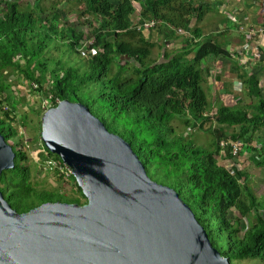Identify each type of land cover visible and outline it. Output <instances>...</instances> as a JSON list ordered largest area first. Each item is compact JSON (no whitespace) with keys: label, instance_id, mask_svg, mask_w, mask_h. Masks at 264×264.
I'll list each match as a JSON object with an SVG mask.
<instances>
[{"label":"trees","instance_id":"16d2710c","mask_svg":"<svg viewBox=\"0 0 264 264\" xmlns=\"http://www.w3.org/2000/svg\"><path fill=\"white\" fill-rule=\"evenodd\" d=\"M38 2L25 8L10 0L0 8V98L11 88L8 77L16 73L52 108L63 101L83 104L109 133L131 146L152 181L179 194L229 264H264V202L248 185V175L231 164L235 158L230 148L220 147L221 142L241 143L253 151V163L264 167V139L258 140V150L252 145L257 134L264 137V93L259 75L241 72L226 46L203 34L199 23L211 13L210 5L203 0H83V15L97 22L86 46L82 32L58 11L46 13ZM134 3L140 7L136 25ZM146 22L157 25L163 46L182 39L181 49L164 54L163 62L152 61L154 44L138 30ZM218 59L232 65L249 103L229 107L209 101L202 66ZM214 105L216 112L210 115ZM1 113L0 134L16 155L15 168L0 178V190L11 208L21 214L46 203L82 205L35 189L22 143H9L14 131L11 111ZM23 120L26 123L27 116ZM206 124L213 138L210 148L181 135L183 128L201 130ZM221 150L224 166L219 164ZM225 165H232V171ZM71 181L85 199L73 177Z\"/></svg>","mask_w":264,"mask_h":264},{"label":"water","instance_id":"95a60500","mask_svg":"<svg viewBox=\"0 0 264 264\" xmlns=\"http://www.w3.org/2000/svg\"><path fill=\"white\" fill-rule=\"evenodd\" d=\"M40 138L71 169L86 204L20 214L0 190V264H229L179 194L152 181L131 146L83 104L47 110ZM15 158L0 134V178Z\"/></svg>","mask_w":264,"mask_h":264},{"label":"rangeland","instance_id":"374dc122","mask_svg":"<svg viewBox=\"0 0 264 264\" xmlns=\"http://www.w3.org/2000/svg\"><path fill=\"white\" fill-rule=\"evenodd\" d=\"M7 1L10 0H0V8L3 7L2 5L3 2L5 3ZM16 1H19L20 5L25 8L26 6L32 8L34 7L35 2L39 1L38 3L40 7L44 9L46 13H48L50 9H54L58 11L60 15L66 18V21L70 25L72 24L74 27H76V30L78 32H82V34L87 37L86 46L90 45L92 31L97 27V22L95 21L94 18L83 15V9H84L83 0L81 1L79 0H16ZM139 1H143V0H139ZM195 1L199 2V0H195ZM203 1L205 4L210 5V8L213 9L214 7L213 10L214 14L216 15L218 14L217 16L220 17L221 19L223 15L219 14L220 11L219 9L216 10V8L219 7L217 3L221 2L223 4L220 7H225L224 6L226 4L225 0H203ZM133 6L135 9V15L132 17V22L133 25H136V23L139 21L140 7L138 3H134ZM210 15L211 14L206 16L204 15V17L202 18L199 24L200 25L203 24V22H205V20L209 18ZM227 18L229 22L237 24L236 17H234L233 15L227 13ZM213 21L214 20H206V26L213 24ZM192 25H195L194 20H192ZM223 31L224 30L221 29L220 27L214 28V26H209L205 30V32L212 34L218 39L222 38V35L224 36L226 34L223 33ZM140 32H143L142 34L145 36V38H147L154 44V48L152 49V55H151V60L154 62H163L164 54L174 55L176 51L180 50L182 47V44L180 43L182 42V39H178L176 41H170L167 43L166 46H163L164 40L158 34L157 25L149 31H147V29H141ZM234 34L236 36L235 38H237V40L239 41L241 35L237 33ZM85 50L86 48H82L80 51L83 53L85 52ZM263 54H261L260 63L254 64L257 67H259L263 62V58H264ZM53 55L57 56L56 53H53ZM117 62L120 65H125L124 60L121 61L120 59H117L116 63ZM131 64L132 62L129 63V65ZM220 66H221L220 64L217 65V68L213 66L212 71L211 69H208L206 72H204L205 76L203 77L204 80L202 85L204 90L208 91L209 101L212 103V101L216 100L218 101L217 103L229 107L232 106L236 107L237 104L244 105L246 103H249V100L246 99L243 96V93L241 92L242 88L240 87L241 90L240 88L238 89L237 85L236 88L240 91L234 89L235 87L233 88V84L231 83L230 86L224 85L225 87H228L229 90L228 93L220 94V92L217 91L218 86L220 87L221 85V83H218V81L219 82L226 81L224 79L221 80V76L223 75V73L220 74L221 71ZM261 66L263 67V64ZM245 72L250 73V70L248 71V69H246ZM258 75L260 76L259 85L261 87L262 92L264 93V68L263 71H261V73H258ZM8 84L11 85V88L4 94V96L0 98V100H2V105H0V110L2 112H5L4 109L7 108L9 112L11 111L10 118H12L13 120L9 122V124L12 126L15 132L12 131V135L10 137L9 143H13V144H16L17 142L22 143V146L24 147L26 154V162L24 164L28 165L32 170V184L34 185L35 189L39 192L42 191L52 192L56 195L64 196L68 200H79V202L82 205L86 204V200L81 198L80 194L77 193L73 181L64 180L61 177L55 175V173L44 174L42 172V167H41L42 163L40 160L44 158L45 154L42 148L43 143L40 138L41 118L47 110L52 108L50 102L47 101V99L44 97L43 94H37L33 92V90L35 89L30 88V86L22 79V77L19 74L16 73L11 74L8 77ZM3 99H6V101ZM14 103L16 104V109L13 112L12 104ZM1 111H0V117H3ZM215 112H216V106L214 105L209 110V114L214 115ZM26 116H27V121L25 123L23 117ZM177 125L178 124H176V122L172 124L173 127H176ZM209 126H210L209 124H206L204 128L201 130L193 129V128L192 129L190 128L191 129L190 130L183 128L180 130V132L181 135L187 136V138L191 139L197 145L207 149L210 148L213 141V138L211 136L212 133H210L211 127L209 128ZM5 129L8 130L7 127ZM257 136L258 138L254 140L255 142L253 141L252 144L254 145V148L256 150H258L261 144V142H258V140L264 139V137L261 134H257ZM246 147L247 146H243L240 156L235 158V162L233 161L231 164L237 170L244 171L248 175V185L252 189L258 201L263 203L264 202V167H259L255 163H253L252 159L250 158L251 153H253V151L249 152L248 150H246ZM219 155H220L219 164L224 166L225 151L221 150ZM230 166L225 165V167L229 171H231ZM233 214L236 216L238 213L234 211ZM244 224L247 227L246 221H244ZM243 264H253V262L245 261L243 262Z\"/></svg>","mask_w":264,"mask_h":264},{"label":"crops","instance_id":"0c3cea01","mask_svg":"<svg viewBox=\"0 0 264 264\" xmlns=\"http://www.w3.org/2000/svg\"><path fill=\"white\" fill-rule=\"evenodd\" d=\"M225 2H226V4L224 5L225 7H220L221 5H218L219 7L216 8V10L218 9L220 10L219 14L223 15L221 19L220 17L217 16L218 14L217 15L214 14L213 12L214 7H213V9L211 8L212 9L211 13L207 14V15L209 14L211 15L209 16V18L206 19V20H214L213 24L206 26V20H205L203 24L201 25L199 24V27L204 29L203 34L206 36L207 35L212 36V34L205 32V30L209 26H214V28L220 27L221 29H223L224 30L223 33L226 34L222 36V38L218 39V42L226 46V50L230 53V56L232 57L231 61L233 62V64L236 63L238 69L241 72H245L246 69H248V71L250 70V73L246 72L249 76L252 74L258 75V73H261V71H263L264 59L263 62L261 63V65L263 64V67L261 65L259 67L254 65L256 63L257 64L260 63L261 59L253 60L252 54L248 50V48L249 46L255 44L258 46L260 53L263 54L264 37L250 41L244 36V30L250 26L256 28L257 27L264 28V0H225ZM227 13L236 17L237 24L229 22L227 18ZM234 33L241 35L239 41L237 40V38H235L236 36ZM219 64L221 65L220 74L223 73L224 75V77L223 75L221 76V80L224 79L226 81L224 82L218 81V83H221V85L220 87L218 86L217 91H219L220 94L228 93L229 92L228 87H225L224 85L230 86V83L233 84V88L235 87L234 89L236 90H238L240 87L242 88L241 82L237 79L236 74L232 72L233 70L232 65L229 62L225 61V59L207 60L205 61V63H203L202 68L204 72H206L208 69H211L212 71V67L214 66L215 68H217V65ZM236 85L238 89L236 88Z\"/></svg>","mask_w":264,"mask_h":264},{"label":"built area","instance_id":"2783aa9c","mask_svg":"<svg viewBox=\"0 0 264 264\" xmlns=\"http://www.w3.org/2000/svg\"><path fill=\"white\" fill-rule=\"evenodd\" d=\"M154 27H155V24L153 22H146L144 25L140 26L138 30L141 31V29H147L148 31V30L153 29ZM244 36L250 41L256 40L257 38L264 37V28L263 27L256 28V27L250 26L244 30ZM248 50L251 52L253 60L261 59V54H260V51L257 45L253 44L252 46H249ZM34 88L36 87L34 86ZM58 104L59 102L57 103V105ZM4 110L6 111L7 108H5ZM227 146L230 148V153L234 158H237L238 156H240V153L243 149V145L241 143H227V144H225V142L220 143V147L222 149H225ZM43 152L45 156L43 159L40 160L42 163V166H41L42 172L44 174L55 173L62 179L70 181L73 177V173L71 169L66 164H64L62 161L49 157V155L44 150ZM230 167L232 169L233 166H230Z\"/></svg>","mask_w":264,"mask_h":264}]
</instances>
